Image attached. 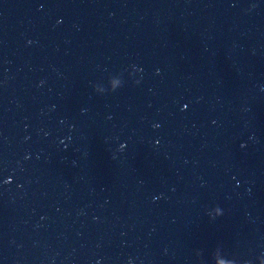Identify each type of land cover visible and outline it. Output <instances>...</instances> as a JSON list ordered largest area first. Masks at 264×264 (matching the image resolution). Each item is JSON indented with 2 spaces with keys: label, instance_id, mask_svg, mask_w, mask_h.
I'll return each mask as SVG.
<instances>
[{
  "label": "water",
  "instance_id": "95a60500",
  "mask_svg": "<svg viewBox=\"0 0 264 264\" xmlns=\"http://www.w3.org/2000/svg\"><path fill=\"white\" fill-rule=\"evenodd\" d=\"M0 264H264V0H0Z\"/></svg>",
  "mask_w": 264,
  "mask_h": 264
}]
</instances>
